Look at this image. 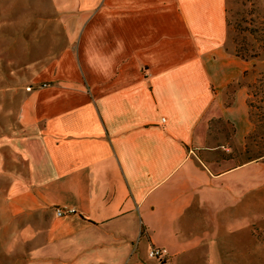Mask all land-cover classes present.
Returning a JSON list of instances; mask_svg holds the SVG:
<instances>
[{"label":"crops","instance_id":"0c3cea01","mask_svg":"<svg viewBox=\"0 0 264 264\" xmlns=\"http://www.w3.org/2000/svg\"><path fill=\"white\" fill-rule=\"evenodd\" d=\"M45 1L7 7L0 26L21 30L0 88V218L15 222L0 252L15 264H221L240 230L253 247L260 164L231 154L264 60L225 49V0Z\"/></svg>","mask_w":264,"mask_h":264},{"label":"rangeland","instance_id":"374dc122","mask_svg":"<svg viewBox=\"0 0 264 264\" xmlns=\"http://www.w3.org/2000/svg\"><path fill=\"white\" fill-rule=\"evenodd\" d=\"M37 1L0 0V26L5 24L4 15L8 13L7 7L19 6L18 11H21V6L27 5V3L31 6L36 5ZM48 5L49 2L46 0V10ZM19 16L20 13L18 12L14 17L20 21ZM225 23L224 47L228 52L255 63L264 60V0H225ZM20 31L15 28L9 29L8 33L2 28L0 30L3 37L0 41V88H5L6 85L11 84L8 71L16 63L17 45L15 38H17V32L20 33ZM6 36L9 38L7 39ZM41 84L44 83L26 84L25 91L38 89ZM246 103L251 129L239 149L234 150L231 155L235 164L259 163L261 170L256 174L260 173L261 177L258 178L264 181V81L259 70L255 71L253 80L248 85ZM209 128L212 126L209 125ZM223 131L228 135V127H223ZM258 197L260 202L255 205L254 210L249 212L250 221L254 216L252 225H248L254 246L251 247V245L244 243L239 235L241 230L238 231L237 235H232V239H226L228 246L223 240V248L218 252L216 259L221 264H264L263 189L258 191ZM14 225L15 222H6L0 218V249L4 248L1 246L13 243L11 230ZM19 256L20 254L0 252V264H15Z\"/></svg>","mask_w":264,"mask_h":264},{"label":"built area","instance_id":"2783aa9c","mask_svg":"<svg viewBox=\"0 0 264 264\" xmlns=\"http://www.w3.org/2000/svg\"><path fill=\"white\" fill-rule=\"evenodd\" d=\"M42 87H46V84L39 85V88H42ZM26 90H29V88H26ZM53 213L56 217H63L66 215H71L75 212L73 209L54 208ZM165 255L166 254L164 250L155 248V247L150 248L147 253V257L152 258V259H162L165 257Z\"/></svg>","mask_w":264,"mask_h":264},{"label":"trees","instance_id":"16d2710c","mask_svg":"<svg viewBox=\"0 0 264 264\" xmlns=\"http://www.w3.org/2000/svg\"><path fill=\"white\" fill-rule=\"evenodd\" d=\"M233 55L237 56L236 54H233ZM237 57H239V58H241V59H243V60H246L245 58H242V57H240V56H237Z\"/></svg>","mask_w":264,"mask_h":264}]
</instances>
